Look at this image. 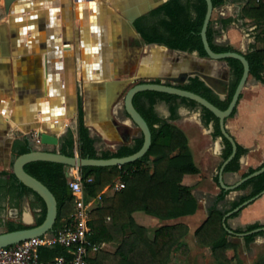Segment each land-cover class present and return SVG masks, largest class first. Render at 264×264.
I'll return each mask as SVG.
<instances>
[{
    "label": "crops",
    "instance_id": "obj_1",
    "mask_svg": "<svg viewBox=\"0 0 264 264\" xmlns=\"http://www.w3.org/2000/svg\"><path fill=\"white\" fill-rule=\"evenodd\" d=\"M155 2L11 0L6 9V0H0V178L5 180L8 175L1 174L12 172L15 158L12 146L16 140L26 137L33 148L39 145L34 138L36 131L26 133L37 123L50 124L52 132L59 137L57 145L42 148L60 152L63 138L71 131L78 154L80 109L98 154L133 146L140 138V129L126 116L123 99L118 100L112 111L107 109V89L112 91L115 86L109 85L105 91L100 86L123 79L127 73L129 79L142 80L141 83L161 80L176 85L175 80L179 78L184 83L186 76H195L198 65L204 70L201 79L221 100L225 99L226 79L214 59L200 57L194 51L176 60L161 45L138 51L139 41L134 38L127 16ZM249 2L224 0L213 8L208 25L213 44L231 47L232 52L243 55L264 49V21L246 13ZM258 3L256 0L254 6ZM154 10L136 20L139 34L138 25L158 23L165 18L164 13L153 15ZM174 105L177 110L173 120L166 101L157 100L154 110L162 120L180 128L188 139L199 172L186 175L182 184L191 188L197 210L193 215L169 220L137 211L133 214L136 223L145 227L150 237L161 226L185 224L188 234L181 239V244L186 247L179 245L172 252L169 264L180 258L200 259L208 264L210 259L214 261L211 248L198 245L194 233L212 210H218L224 214L228 239L238 246V256L232 264H255L264 257V232H260L264 231V193L236 204L253 190L252 184L240 188L248 181L245 178L264 166V74L261 79L248 75L236 112L226 119V131L236 150L237 144L247 149L239 160L238 171L225 170L230 162L225 163L228 158H224L225 136L222 130L221 135L215 134L216 122L204 118L203 107L181 99ZM11 138L9 150L7 143ZM250 169L254 172L250 173ZM222 193L225 194L220 197ZM112 195L111 189L104 194ZM90 202L92 210L100 208L103 197L92 198ZM40 210L41 205L33 194L16 199L6 188H0V230L6 228L0 233L8 232L10 224L30 225ZM255 223L262 227L246 231ZM256 232L253 240L246 243V236ZM102 248L113 253L118 243H105ZM182 251L188 254L183 255Z\"/></svg>",
    "mask_w": 264,
    "mask_h": 264
},
{
    "label": "trees",
    "instance_id": "obj_2",
    "mask_svg": "<svg viewBox=\"0 0 264 264\" xmlns=\"http://www.w3.org/2000/svg\"><path fill=\"white\" fill-rule=\"evenodd\" d=\"M255 1L250 0L245 11L258 21H264V16L261 15L264 12V2L260 1L258 6H254ZM223 2L224 0H212L213 7H217ZM158 13H164L165 18L158 23L147 22L138 25L141 36L149 47L164 46L173 53L176 60L194 51L200 57L209 58L201 35L207 14L206 0H168L152 12L153 15ZM207 39L215 53L233 51L231 47L213 44L209 28L207 29ZM245 57L249 63V74L261 79L264 74V49H256L247 53ZM214 61L220 64V73L226 79L224 100H221L201 79L204 70L198 65H196L195 76H186L187 81L184 83L180 82L181 78L175 80L176 86L199 94L219 109L225 110L242 78L244 67L242 62L234 57L214 59ZM160 82L161 80L153 81V83ZM177 99L197 105L193 100L164 92L147 90L137 93L133 98V104L147 122L152 134V143L148 152L141 159L121 166H86L79 169L83 179L92 178L90 183L85 184V201L88 202L100 195L103 197V205L90 212L91 233L89 240L99 245L100 248L90 254L87 264H169L175 248L179 245L181 248L186 247L181 244V239L188 234V227L185 224L161 226L150 237L148 230L138 225L133 217L135 212L142 211L159 219L169 220L193 215L197 210V202L191 188L182 184L186 175H196L199 172L188 147V139L180 128L167 120H162L154 110L157 100L166 101L170 105V119L173 120L176 116L177 108L174 103ZM203 110L206 120H215V134L221 135L219 119L207 108H203ZM235 112L236 108L231 116ZM78 121L77 149L82 158L125 157L137 152L143 145V137H140L133 146H122L115 152L107 150L98 154L94 146V139L84 125L81 109ZM224 144V158L226 159L232 153V144L226 137H224ZM33 149L30 140L26 137L16 140L12 146L15 157ZM60 153L69 157L75 155L73 132H68L63 138ZM246 153L247 149L237 144L236 154L226 165L225 170L238 171L239 160ZM24 170L46 185L57 200L58 215L51 231L55 232L62 227L64 220H70L75 206V198L69 188V179L65 173L64 164L42 160L32 161L25 164ZM252 172L254 170L250 169V173ZM1 175H8V178L5 180L0 178V188H6L7 193L14 198L21 199L29 193L36 197L41 205V210L33 226L41 224L46 215V204L42 197L21 183L13 172ZM118 179L124 182L125 187L114 192L110 197L104 196ZM250 184L253 185L252 192L242 198L236 206L249 199L259 197L264 192V172L244 182L240 188H246ZM224 194L222 193L220 197H223ZM223 217L222 212L212 210L206 221L195 231L194 239L198 245L211 248L217 264H232L238 256V246L228 239V231L224 225ZM29 227L32 226L10 224L8 228L9 231H13ZM260 227L262 226L259 223H255L249 225L246 231ZM257 234L258 232L247 235L246 243L252 241ZM111 242L118 243V248L113 253L102 248L103 244ZM39 257L41 261L49 262L58 257L69 258V254L66 247L55 244L40 247ZM255 264H264V257L258 259Z\"/></svg>",
    "mask_w": 264,
    "mask_h": 264
},
{
    "label": "water",
    "instance_id": "obj_3",
    "mask_svg": "<svg viewBox=\"0 0 264 264\" xmlns=\"http://www.w3.org/2000/svg\"><path fill=\"white\" fill-rule=\"evenodd\" d=\"M10 1L11 0H6L5 3L6 9L9 8ZM166 1L168 0H156L155 3L148 5L145 9H142L140 11L137 10L133 12L131 15L127 16L128 25L135 32L134 38H137V40L139 41V45L137 46L138 51L139 49L141 51V49L143 48H151L153 46L149 47L146 41L141 36V34L138 33L135 25L136 20L141 16L148 14L152 10L163 5ZM206 2H207V14L205 17L201 35L204 43V48L208 54V57L212 59L234 57L239 59L244 67L242 78L237 85V88L234 92V95L227 109L221 110L218 107H216L214 104H212L210 101L202 97L201 95L188 90L178 88L175 84H167L165 82H160V83L142 82L128 88V85L130 84L132 79L125 78V79H119L111 84L110 83L101 84L100 86L102 91H105L106 90L105 88L109 85L116 86L115 90L109 91L107 89V96L109 99L107 109L108 110L111 109L112 111V109L118 103V100L120 98L123 99L122 107L126 112V116L132 121L133 125L137 126L140 129V137H143L144 140L143 145L137 152L125 157H112L108 159L82 158L79 156V154L76 153L74 156L69 157L60 153L59 151L54 152L42 148V146L45 145H57L59 143V137L56 135V133L52 132L53 130H51L50 128L51 126H49L50 124L41 125L37 123L34 126H31L28 130H26V133H31L33 131H36V135L40 139V144L37 145L32 151L15 157L12 162V172L15 174V176L18 178V180L21 183H23L25 186L32 189L34 192H36L42 197V199L46 204V215L43 222L37 226L0 233V248L8 247L20 243L22 241H25L27 239L40 237L46 233H49L53 230L57 220L58 206L55 196L46 185H44L41 181L31 176L24 170L25 164L39 160L62 163L64 164L65 173L68 175L72 170V168L80 169L86 166L111 167V166H121L127 163H132L137 161L138 159H141L148 152L152 143L151 130L145 119L137 111V109L133 104V98L139 92L153 90V91L173 94L180 98L193 100L199 106L203 108H207L219 119L223 135L226 138H228L233 144V152L225 161V163H228L234 158L236 154V145L234 144V141L226 131L225 123H226V119H228L232 115L234 109L236 108L241 90L244 87L246 79L250 72L249 63L245 55L240 53H236V52L215 53L214 51H212L207 39V29L209 25L210 15L214 7L212 4V0H206ZM122 38L125 39V36H123ZM84 112L85 114L87 113V108H85ZM12 140L13 138H11L10 141L7 143V147L9 150L11 149L12 146V142H13ZM262 172H264V166H262L254 173L250 174L247 178H245V180H249L254 177H257Z\"/></svg>",
    "mask_w": 264,
    "mask_h": 264
},
{
    "label": "built area",
    "instance_id": "obj_4",
    "mask_svg": "<svg viewBox=\"0 0 264 264\" xmlns=\"http://www.w3.org/2000/svg\"><path fill=\"white\" fill-rule=\"evenodd\" d=\"M264 0H259V2ZM36 144L40 139L34 135ZM74 170V171H73ZM69 173V188L74 196V211L69 221L55 232L46 233L40 237L30 238L20 243L0 248V264H87V258L97 251L100 246L89 240L91 228L89 226L92 205L84 199L85 184L92 181L91 177L82 178L79 169L73 168ZM125 187L124 182L118 179L111 188L117 192ZM61 244L67 248L69 258L58 257L53 261L40 260L39 248Z\"/></svg>",
    "mask_w": 264,
    "mask_h": 264
},
{
    "label": "rangeland",
    "instance_id": "obj_5",
    "mask_svg": "<svg viewBox=\"0 0 264 264\" xmlns=\"http://www.w3.org/2000/svg\"><path fill=\"white\" fill-rule=\"evenodd\" d=\"M129 73H127L126 75H125V78H129ZM125 78H123V79H125ZM122 79V78H121ZM141 81L142 80H132L131 82H130V84L128 85V88H130V87H132V86H134V85H136V84H138V83H141ZM117 181V180H116ZM33 225H35V221H33L30 225H28V226H33ZM6 230V228L4 227L3 229H1L0 231H5ZM177 248H175V250H176ZM188 250V249H187ZM184 253V254H183ZM181 254H183V255H187L188 254V251H187V253H186V251L184 252V251H182V253ZM213 256V255H212ZM201 258H203V256L201 257ZM214 258V257H213ZM179 259V258H178ZM172 261V260H171ZM184 261H186V262H184ZM171 264H205V262H204V260L202 261V260H200V259H186V260H184V259H179V260H174ZM208 264H217L216 263V261H215V259H214V261L212 260V259H210V261L208 262Z\"/></svg>",
    "mask_w": 264,
    "mask_h": 264
},
{
    "label": "bare ground",
    "instance_id": "obj_6",
    "mask_svg": "<svg viewBox=\"0 0 264 264\" xmlns=\"http://www.w3.org/2000/svg\"><path fill=\"white\" fill-rule=\"evenodd\" d=\"M115 89H116V86H115L114 90H115ZM108 100H109V99H107V106H108Z\"/></svg>",
    "mask_w": 264,
    "mask_h": 264
}]
</instances>
